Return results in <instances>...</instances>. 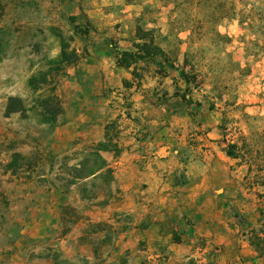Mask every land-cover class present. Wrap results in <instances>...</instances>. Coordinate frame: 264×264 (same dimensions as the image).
I'll use <instances>...</instances> for the list:
<instances>
[{
  "label": "rangeland",
  "instance_id": "1",
  "mask_svg": "<svg viewBox=\"0 0 264 264\" xmlns=\"http://www.w3.org/2000/svg\"><path fill=\"white\" fill-rule=\"evenodd\" d=\"M114 1L112 9L144 0ZM88 3L0 0V264H219L222 245L214 237L194 238L187 228L197 221L186 207L190 177L202 175L194 162L211 157L223 164L230 144H237L230 171L240 183L231 188L236 196L224 200V217L264 264L263 16L243 24L239 17L204 27L185 23L196 26L190 36L180 19L172 23L175 1L154 0L140 26L153 30L155 43L190 72V89L170 63L152 59L136 64L133 86L125 79L108 86L82 69L93 61L87 45L95 13ZM159 19L168 29L148 26ZM63 41L78 54L75 62L59 63ZM52 94L63 110L45 122L41 100ZM10 96L22 98L25 110L7 115ZM102 141L113 177L77 179L73 167ZM164 146L178 150L171 167L178 208L122 209L126 177L149 170L152 153ZM159 216L168 222L158 232L150 225Z\"/></svg>",
  "mask_w": 264,
  "mask_h": 264
},
{
  "label": "crops",
  "instance_id": "2",
  "mask_svg": "<svg viewBox=\"0 0 264 264\" xmlns=\"http://www.w3.org/2000/svg\"><path fill=\"white\" fill-rule=\"evenodd\" d=\"M86 1L91 5L89 12L95 13L91 15L95 17L93 22L95 35L87 45L88 51L92 53L89 58L93 61L85 64L82 69L89 71L96 82L104 81L108 86L122 84L123 79L132 81L131 69L117 65L113 48L133 49L131 45L138 41L137 28L134 29V27L141 25L140 19L148 8L156 7L154 0L124 2V6H115L113 9L112 5L118 3L114 0ZM164 21L159 19L157 23L150 22L148 26H160L164 31L168 29V24ZM116 25L119 26L116 28L114 27ZM112 39L119 40V44L114 46L110 42ZM143 77L142 80L147 78L145 74ZM152 154L149 170L140 171L136 177L129 175L126 177L129 182L125 187V197L128 202L122 205V209L130 213L140 214L144 210L150 211L157 207L172 213L179 206L173 204L177 198L176 190L179 186L173 183L174 175L171 174L174 156L178 154V150L164 146ZM222 156L226 161L223 164L211 157L206 163L197 160L194 162V167L197 166L198 170L202 171V175L190 177L193 185L192 193L189 194L191 202L190 206L186 207L188 210L186 213L197 223L194 226H188L187 229L192 231L194 238L214 237V241L222 245L219 264H262L259 259L255 258V250L246 236L238 235L236 233L237 226H229L226 223L224 214H226L227 206L224 200L228 196H236V191L231 188L236 187L240 180H238V175L230 171L234 162L226 154ZM131 164L132 162L127 166H131ZM144 183H147L146 187H144ZM217 183L223 185L221 189H216ZM232 191H234L233 194H231ZM215 192L218 194L216 195ZM167 222L168 220L161 218L159 223H152L150 226H154L155 231L159 232L165 229Z\"/></svg>",
  "mask_w": 264,
  "mask_h": 264
},
{
  "label": "trees",
  "instance_id": "3",
  "mask_svg": "<svg viewBox=\"0 0 264 264\" xmlns=\"http://www.w3.org/2000/svg\"><path fill=\"white\" fill-rule=\"evenodd\" d=\"M175 7L178 9L177 19L174 18L172 23L175 21L179 22L182 31H189L190 36L193 34L195 27L193 24L191 26L186 25L187 23L198 22L200 27L207 21H218L226 18H236L239 17L240 22L243 24L247 19L252 17L255 13H259L264 18V0H174ZM243 5L240 10H238L237 5ZM186 23V24H185ZM137 39L134 42L132 50H121L116 47L115 58L118 66L126 67L131 69L134 78H139V74L136 69V64L142 59H152L156 60L157 64L162 66L163 63H170V66L174 67L179 71L180 77L186 82L187 90L190 89L191 76L190 72L186 70L185 66L175 64V60H171L168 56V52L155 43V38L153 35V30H146L141 26L137 27ZM190 43L188 42V49L186 51L189 53ZM62 51L59 56V63H72L78 59V54L73 51L71 54L67 52L68 44L65 41L62 42ZM35 77H32L29 81L30 85H35ZM128 86H133V82H125ZM41 105L44 108L43 115L45 122H55L58 115L62 113V106L60 105V99L56 94H52L41 100ZM56 106V108L54 107ZM25 110V105L22 98L18 96H10L8 99V105L6 108V114L10 115L14 112H21ZM237 144H230L227 148H224V152L229 157H238L233 150ZM109 149L108 144L102 141L93 148V150L86 155L76 166L73 167L75 170L76 178L79 180H85L90 177L102 178L110 177L112 178V168L109 166L108 161L104 158L102 152ZM18 155V154H17ZM15 160V159H14ZM14 160L8 164V168H14ZM93 162L92 164H90ZM176 184L179 183L176 179ZM174 242L181 243V238L174 234ZM259 249V244H257L256 250Z\"/></svg>",
  "mask_w": 264,
  "mask_h": 264
}]
</instances>
